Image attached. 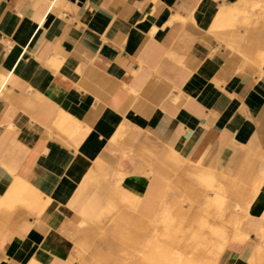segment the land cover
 <instances>
[{"label": "crops", "instance_id": "obj_1", "mask_svg": "<svg viewBox=\"0 0 264 264\" xmlns=\"http://www.w3.org/2000/svg\"><path fill=\"white\" fill-rule=\"evenodd\" d=\"M163 151L188 173L260 185L250 238L219 264H264V0H0V202L10 170L51 204L0 232V264H86L69 236L92 224L78 220L116 195L113 170L143 178L155 154L164 182Z\"/></svg>", "mask_w": 264, "mask_h": 264}, {"label": "rangeland", "instance_id": "obj_2", "mask_svg": "<svg viewBox=\"0 0 264 264\" xmlns=\"http://www.w3.org/2000/svg\"><path fill=\"white\" fill-rule=\"evenodd\" d=\"M76 129L75 144L78 146L79 153L88 158L87 153L83 150L86 149L89 138L81 139L78 134H87L89 129L81 128V124L79 127L76 125ZM17 156L15 155L12 161H16ZM80 159L82 158L80 157ZM82 161L87 160L82 159ZM73 164L75 165V162ZM190 169L191 166L184 165L181 172H187ZM150 170L149 167L148 174L151 172ZM12 172L17 175L14 171ZM118 173L121 183L116 184L118 191L111 198L112 200L106 202V199L102 197L100 200L94 201L90 213L81 219L83 221L85 219L86 222L88 220L87 224H92L89 226L87 234L83 232L84 235L76 242L75 237L69 236L76 245V255L86 264H219L227 251L226 247L232 241L244 242L250 238L249 233L243 232V226L248 220V210L238 207L235 211L234 206L238 203L237 198L242 192L246 195L244 203L250 204L257 193L256 191L247 194L239 187H228L226 181L215 173V189H212L208 185L201 186L193 182H197V179L192 173H189L187 174L188 182L195 185L199 191H205L206 195L202 201L177 214L176 209L173 210V206L177 203L176 199L182 195L176 197L171 192L167 194L163 181L151 180L149 182L148 174L143 178H133L128 173L119 171ZM83 174L84 170L74 171L77 181L82 178ZM17 177L26 184L23 193L25 197L22 195L14 209L3 219L0 218V232L9 223L19 226L23 222L25 224L27 222L28 227L31 226L28 223V217L39 221V215L44 206L47 203H49L47 208L51 206L49 199H45L36 187L23 180L20 175ZM96 177H92L90 180L86 179L82 183V185L87 184L88 181L92 183L93 187L90 186L86 192V196L91 197V200L97 197V188L102 183L101 180H98L99 176ZM113 180L116 183L115 177ZM82 185L79 183L77 192ZM217 187L222 189L230 200L231 207L225 215L217 214L218 203L214 198L215 193L220 192ZM4 189L3 186H0V194ZM76 194L70 203L73 202ZM40 197L43 198L40 199ZM34 203L38 204L34 205ZM123 208H127L142 222L139 230L130 231L129 238L117 237L106 230L107 225L122 212ZM142 208L155 210V212L152 216H145L140 212ZM81 220H78L80 226ZM85 226L86 224L83 227ZM239 233L245 238L242 237L241 240Z\"/></svg>", "mask_w": 264, "mask_h": 264}, {"label": "bare ground", "instance_id": "obj_3", "mask_svg": "<svg viewBox=\"0 0 264 264\" xmlns=\"http://www.w3.org/2000/svg\"><path fill=\"white\" fill-rule=\"evenodd\" d=\"M73 124L74 123L71 122L69 124V127L70 128H73L74 127ZM118 138H120V134L116 132L115 135H114V137H113V139H112V141L117 142L118 141ZM119 143L121 145V142H119ZM38 149H39V147H38ZM163 156L166 158V171L168 172L167 173V176L164 178V180H165L164 183L166 185L165 186V192L167 194L169 192H171L176 197L179 196V195H182V197H179V199H176V202L177 203L174 204V206H173V210L176 209V213L177 214H180L182 210H187L192 205H194L195 203H198L199 201H202V199L206 195V193H205V191H199L198 188L195 185H193V184H191L189 182H185L184 179L182 178L183 174H182L181 178H179V179L177 177L176 178L173 177L174 174H176V176H177L178 171L181 170L180 168L182 167V163L179 165V163L174 158H172L171 156H169L165 152L163 153ZM82 159H79V160H82ZM157 163L158 162H157L156 156L154 154L153 155V160L151 161V163L148 164V167H150V169H151L150 170L151 172L148 174L149 175V182H151V180H153V181H159V179H157V175L152 171V166L154 164H157ZM7 172L9 174H12L13 175V172L12 171L7 170ZM182 173H184V172H182ZM186 173H188V172H186ZM190 174H191V172H190ZM192 174L197 179V182L196 181H193L196 184L198 183L201 186L208 185L209 188L215 189V186H214V177L215 176L212 175L211 173H206L205 171H201V172L192 173ZM13 176L15 177L14 178L15 179L14 180L15 182L14 183L12 182L13 185L10 186V189H8L6 191L4 198L0 202V218H2V219L4 217H6L8 215V213L11 212L14 209V207H15L18 199L23 195V193H24V191L26 189V184L19 179L20 177L18 176L19 177L18 178L17 175H13ZM113 177L116 178V184L117 183H119V184L121 183L120 180H119V173H118V171H115L114 172V176ZM255 186H257V185H255ZM259 186L256 187V188H252V189L251 188H244L243 191H245L247 194H252L255 191L256 192L258 191ZM217 188L220 191V192H216L215 191L216 193H215V197H214L216 199L217 203H218V206H217V214L218 215H225V214H227V211L231 207L230 202H229L230 200L224 194V191L222 189H220L219 187H217ZM245 197H246V195L243 194V192L241 193V195H239V200H238V203H236V206H234V210L235 209H238V207L243 208L245 210L246 209L248 210L250 204H248V203L245 204L244 203ZM37 198H39V197L37 196ZM42 198L40 197V199H42ZM37 204L34 203V205H37ZM27 205H29V204H27ZM235 207H237V208H235ZM44 208H45V206H44ZM82 221L83 220H81V227H83L84 224H86L88 222V220L86 222L85 219H84L83 222ZM141 226H142V222L137 217H135L133 214H131V211H129L127 208H123L122 209V212H120L117 215V217L115 216V218L111 220L110 224L107 225L106 230H107V232H109V231L112 232L117 237L119 236V237H123V238H129L130 231H132V230L137 231V230H139V227H141ZM83 235H84V233L80 237H82ZM240 237H241V240H242V237L243 236L241 234H240ZM240 237L238 236V238H240ZM243 238H245V237H243ZM231 240H233V239H231Z\"/></svg>", "mask_w": 264, "mask_h": 264}]
</instances>
